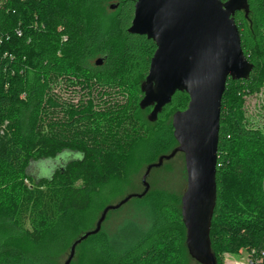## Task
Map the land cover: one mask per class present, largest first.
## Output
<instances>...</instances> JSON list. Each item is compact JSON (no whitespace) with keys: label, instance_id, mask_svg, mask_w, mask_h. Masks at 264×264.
I'll list each match as a JSON object with an SVG mask.
<instances>
[{"label":"trees","instance_id":"trees-1","mask_svg":"<svg viewBox=\"0 0 264 264\" xmlns=\"http://www.w3.org/2000/svg\"><path fill=\"white\" fill-rule=\"evenodd\" d=\"M104 2L0 0V264H60L115 204L105 197L114 189L121 197L119 184L139 147L145 159L178 145L172 119L188 108L189 95L177 91L157 120H148L152 108L140 107L141 84L156 44L128 32L136 0H118L109 25L99 11ZM248 4V14L237 11L235 22L253 70L249 79L228 78L220 113L210 231L218 264H226L225 253L241 250L264 260V132L246 114L247 98L264 90V0ZM61 81L81 85L85 102L65 107L54 91ZM65 108V118L48 120ZM69 155L74 158L53 166L47 177L28 173L34 162ZM150 190L118 210L143 203ZM93 198L102 202L99 215ZM179 200L155 197L147 216L130 211L101 239L105 220L98 234L77 246L70 264H186Z\"/></svg>","mask_w":264,"mask_h":264},{"label":"water","instance_id":"water-1","mask_svg":"<svg viewBox=\"0 0 264 264\" xmlns=\"http://www.w3.org/2000/svg\"><path fill=\"white\" fill-rule=\"evenodd\" d=\"M116 5H111L115 9ZM237 11L249 12L248 0H136L131 34L146 35L156 44L149 73L141 84V109L151 107L148 120H157L177 91L190 101L172 119L178 145L157 162L147 165L143 190L127 194L107 205L95 228L83 233L70 248L63 264H70L76 248L100 232L108 212L118 210L150 190L153 169L183 153L187 187L181 198L186 228V247L200 264H218L212 251L210 231L217 199L216 171L222 99L228 78L249 79L253 64L246 57L235 22ZM103 59L96 61L101 65Z\"/></svg>","mask_w":264,"mask_h":264},{"label":"rangeland","instance_id":"rangeland-1","mask_svg":"<svg viewBox=\"0 0 264 264\" xmlns=\"http://www.w3.org/2000/svg\"><path fill=\"white\" fill-rule=\"evenodd\" d=\"M117 2L118 0H106V2H104L100 6L99 11L101 12L102 18H104L107 25L111 23L110 17L112 15L109 12L110 10H113L111 9V5H116L118 4ZM61 82L60 85L54 88V91L56 95H58V97L63 101L65 107H70V104L78 107L80 106V104L85 102L88 94L85 90L81 89V85H76V83H71L70 81ZM68 112V109L65 108V110L62 109V111L60 112L50 113L48 114V120L55 121V119H57L58 121H60L62 117L65 118L67 116ZM149 114L150 112L147 113V118ZM246 114L250 125L259 128L264 132V90L259 94L247 98ZM140 149L141 147H139V149L134 153V158H132L133 164L131 165L130 170H128L126 179L122 182V184H119L121 185L123 192H121V197H114L118 194V191L114 189L111 196L109 195L105 197L104 200H106L107 202L116 203L119 199L125 197L129 193L141 192L143 190L144 187L141 183V179L146 170V167L151 162H157L160 154L158 152H154L144 159L139 155ZM72 158H74V156L69 155L67 158L65 156H60L57 160H55V162H34L29 167L28 173L36 178L40 176L47 177L50 175V171H52L53 166L58 167L60 165H64L66 161ZM185 172L186 166L183 153H178L171 160L165 161L161 167L153 169L148 178V181L151 184V194L149 195V198L138 205L135 204L136 201L129 202L124 208L118 210V212L111 215L109 214L107 219H105L106 223L103 228V235H101L100 238L102 239L105 234H110L112 231H114V229L122 221V219L129 216L130 211L137 210L135 212L139 213L142 217L145 214L147 216L149 214L148 210L151 208V202L153 198L155 199V197H163V199L178 197L180 199L179 202L181 203V197L183 196V193L185 192L187 187V173L185 176ZM156 201H158V199H156ZM99 203L102 202H100V200L96 198L92 199V210L95 211L96 209L98 211V215L101 211V209H97V205H99ZM144 210H146V212ZM154 212L155 211H153V213ZM26 225L28 228H30L29 222ZM256 252L257 251L254 250L253 253ZM184 255L186 264H200L191 258L187 249L185 250ZM250 256L251 254L249 255L246 250H241V252L238 254L225 253L222 256V259L226 264H251L252 261L253 264H256L257 261L258 264H264L263 258L258 257V255L254 254L253 257ZM65 260L66 256L61 257V259L59 260L60 264H63Z\"/></svg>","mask_w":264,"mask_h":264},{"label":"built area","instance_id":"built-area-1","mask_svg":"<svg viewBox=\"0 0 264 264\" xmlns=\"http://www.w3.org/2000/svg\"><path fill=\"white\" fill-rule=\"evenodd\" d=\"M251 264H253V261L251 262Z\"/></svg>","mask_w":264,"mask_h":264},{"label":"flooded vegetation","instance_id":"flooded-vegetation-1","mask_svg":"<svg viewBox=\"0 0 264 264\" xmlns=\"http://www.w3.org/2000/svg\"><path fill=\"white\" fill-rule=\"evenodd\" d=\"M53 162H55V160H52Z\"/></svg>","mask_w":264,"mask_h":264}]
</instances>
